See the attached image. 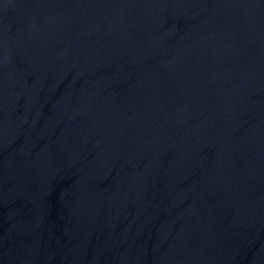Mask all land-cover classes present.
<instances>
[{
  "label": "water",
  "instance_id": "water-1",
  "mask_svg": "<svg viewBox=\"0 0 264 264\" xmlns=\"http://www.w3.org/2000/svg\"><path fill=\"white\" fill-rule=\"evenodd\" d=\"M0 264H264V0H0Z\"/></svg>",
  "mask_w": 264,
  "mask_h": 264
}]
</instances>
